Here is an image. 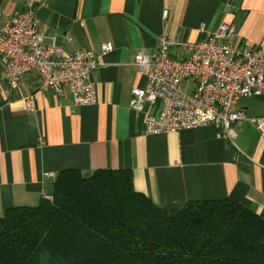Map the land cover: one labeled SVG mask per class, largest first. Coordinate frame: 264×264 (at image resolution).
I'll list each match as a JSON object with an SVG mask.
<instances>
[{"label": "crops", "instance_id": "obj_1", "mask_svg": "<svg viewBox=\"0 0 264 264\" xmlns=\"http://www.w3.org/2000/svg\"><path fill=\"white\" fill-rule=\"evenodd\" d=\"M27 5L0 0V28ZM36 12L45 45L65 55L90 50L100 61L92 75L96 102L76 105L69 93L44 91L35 73L12 91L0 59V215L37 206L61 171L108 169L131 172L135 190L166 217L191 201L228 198L264 219V136L254 124L153 135L145 117L158 106L131 108L133 88L147 82L137 54L154 53L162 36L203 41L223 22L233 26V43L262 45L264 0H39ZM108 42L113 49L103 53ZM238 108L249 118L264 116V89Z\"/></svg>", "mask_w": 264, "mask_h": 264}, {"label": "trees", "instance_id": "obj_2", "mask_svg": "<svg viewBox=\"0 0 264 264\" xmlns=\"http://www.w3.org/2000/svg\"><path fill=\"white\" fill-rule=\"evenodd\" d=\"M50 196L0 215V264H264V219L228 198L166 217L108 169L61 171Z\"/></svg>", "mask_w": 264, "mask_h": 264}, {"label": "built area", "instance_id": "obj_3", "mask_svg": "<svg viewBox=\"0 0 264 264\" xmlns=\"http://www.w3.org/2000/svg\"><path fill=\"white\" fill-rule=\"evenodd\" d=\"M38 3L28 0L27 7L0 28L5 81L13 91L25 75L35 73L42 90L61 96L69 93L76 105L94 104L97 95L92 75L100 61L90 50L65 55L55 45H45L37 20ZM167 15L164 11L163 17ZM232 36L233 26L223 22L203 41L162 36L154 53L136 55L135 65L147 82L143 88H133L131 108L142 112L146 106H158L145 117L148 134L209 125L231 131L235 123L245 120L264 136V116L249 118L238 108L241 100L262 94L264 44H236ZM101 48L108 53L113 45L108 42ZM26 105L27 111L34 110L32 97Z\"/></svg>", "mask_w": 264, "mask_h": 264}]
</instances>
